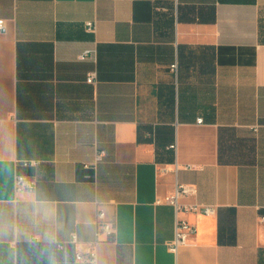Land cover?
<instances>
[{
	"label": "crops",
	"instance_id": "1",
	"mask_svg": "<svg viewBox=\"0 0 264 264\" xmlns=\"http://www.w3.org/2000/svg\"><path fill=\"white\" fill-rule=\"evenodd\" d=\"M0 19V264H264V0H0ZM177 182L216 213L185 215L175 255L157 199ZM100 210L116 233L94 247Z\"/></svg>",
	"mask_w": 264,
	"mask_h": 264
},
{
	"label": "built area",
	"instance_id": "2",
	"mask_svg": "<svg viewBox=\"0 0 264 264\" xmlns=\"http://www.w3.org/2000/svg\"><path fill=\"white\" fill-rule=\"evenodd\" d=\"M87 28L89 31L95 30V24L94 23H88ZM7 32V23L5 19H0V33H6ZM88 55V52H85L81 59H85ZM178 69L177 63L171 66V70L176 73ZM95 74H91L90 77L87 79L89 83H94L95 81ZM199 124L202 123V120L200 119L198 121ZM187 169H192L193 167L187 166ZM179 170V165L176 164L174 168V172L177 173ZM170 169L165 166L161 169V172H168ZM17 185V192H21L24 190L33 191L35 190V182L25 179L24 177H17L16 181ZM196 195V188L193 185L189 184H181L176 183L174 191L164 197V198H158L157 204L166 203L168 205H171L174 208L175 212V231L174 236L171 241L168 242V248L169 250L177 255L178 251L186 246L189 241L196 236L197 234V226L194 223H191L185 218V215L188 214H197V215H203V216H212L216 213V208L213 206L200 204V203H190V204H184L182 203V199L190 196ZM262 222H264V215L261 219ZM116 233L115 225L106 220L105 212L100 210L97 214V221H96V241L93 243L94 247L101 242H104L105 240L102 239L103 236L109 237L111 235H114ZM71 243H78L75 236L72 237ZM77 258L80 261H91L94 262L96 258V254L94 249L91 250L89 253L83 254L79 253L77 255Z\"/></svg>",
	"mask_w": 264,
	"mask_h": 264
}]
</instances>
